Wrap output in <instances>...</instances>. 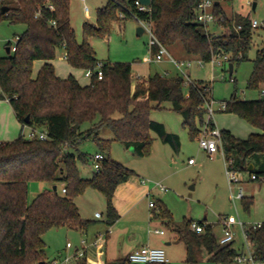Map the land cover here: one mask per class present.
<instances>
[{
    "label": "trees",
    "instance_id": "1",
    "mask_svg": "<svg viewBox=\"0 0 264 264\" xmlns=\"http://www.w3.org/2000/svg\"><path fill=\"white\" fill-rule=\"evenodd\" d=\"M201 0H152L149 10H140L136 0H108L98 12L97 23L86 21L83 41L77 39L72 24L71 0H0V23L25 24L17 49L0 56V100L7 99L22 125V132L12 141H0V264H46L45 234L52 229L86 230L93 221L84 219L75 198L88 189L98 190L106 197V222L112 226L120 214L114 197L118 187L135 174L133 169L111 158L106 151L111 140L100 132L108 128L114 139L143 157L153 143L150 131L176 150L181 148L179 135L170 133L164 124L153 121V108L162 109L164 102L183 118V126L192 137L200 136L206 109L203 95L212 93L211 83L194 80L188 86L182 76L167 77L159 73L134 84L132 65L127 62H103L104 77L93 76L82 85L74 75L58 76L53 61L57 51L64 48L69 64L76 69H95L101 61L89 41L109 35L114 22L138 17L152 21L156 35L168 48L181 46L188 58L198 57L211 62L218 54H228L230 63L249 59L252 49L251 19L239 15L228 17L221 1L216 0L214 12L221 17L216 23L226 30L220 34L207 31L197 21ZM7 7L8 10L4 11ZM55 22L56 24H53ZM241 27V28H239ZM12 41L7 47H12ZM44 61L34 75V62ZM249 88H262L264 83V47L257 51ZM230 71V68H229ZM152 102L157 105L153 106ZM227 112H233L257 129L247 138H240L229 129H222L224 156L228 168L248 171L254 180L264 181V97L243 100L237 90L227 101ZM30 117V122L26 118ZM88 124V129H83ZM26 126L42 127L47 140L29 139L23 134ZM85 139H93L105 155L100 172L90 178L82 176L78 163L89 157L78 150ZM74 149L75 151H72ZM49 182L55 191L38 194L29 201L30 182ZM67 192L59 191V185ZM249 210L252 197H243ZM163 218L178 232L187 245V261L198 264L202 256L216 264H233L239 255L234 243L222 245L206 219L203 233L191 229L193 220L182 227L174 226L173 218L161 206ZM248 239L255 252V261L264 262V222L261 227L248 229ZM83 264H86L85 262ZM118 264H125L124 261Z\"/></svg>",
    "mask_w": 264,
    "mask_h": 264
},
{
    "label": "rangeland",
    "instance_id": "2",
    "mask_svg": "<svg viewBox=\"0 0 264 264\" xmlns=\"http://www.w3.org/2000/svg\"><path fill=\"white\" fill-rule=\"evenodd\" d=\"M107 3L108 0H86L85 2L71 0L72 24L77 32L79 42H82L84 38V23L89 21L96 24L99 10L104 8ZM255 3L256 8H254ZM221 5L228 17H233L234 14L241 15L260 23V27L253 29L249 59L236 63L232 75L229 71V62L219 63L221 60L202 62L198 57H191L192 66L183 67L186 68L193 80L211 83L212 93L210 96L214 98L215 108L218 109L214 117L216 124L220 128L232 130L241 138H247L251 132L257 131V129L236 113L219 110V107L220 103L228 101L236 90L239 99L253 100L264 97L261 94L264 83L260 85L261 89L248 87V81L254 69L253 60L256 58L257 51L264 47V0H222ZM86 6L89 7V11H86ZM139 26V21L133 17L121 19L113 23L111 31L106 37L91 38L89 41L96 50L97 58L101 62L130 63L133 68L134 84L145 81L156 73L167 77L182 76L181 71L170 61L151 62L152 52L149 46L151 35L149 32L138 35L137 28ZM25 28V24L0 23V56L8 54L7 43L12 41V45L15 44L17 36L21 35ZM209 29L211 32H216L215 34L226 30L215 23L210 24ZM169 50L175 57L185 55L181 46L170 47ZM43 64L42 60L34 62V75L39 72ZM53 64L59 76H63V78H67L73 72L82 83H87L90 80L85 75L86 70L72 68L66 58L64 48L57 51ZM188 89L189 87L186 86V95H188ZM152 105L155 106L157 103L152 102ZM163 107L162 109L153 108L150 118L164 124L168 132L179 135L181 140L179 150H176L171 144L164 143L159 135L151 130L153 143L147 154L141 157L132 148H127L122 142L114 139L110 129L103 128L100 132L102 138L111 140V146L106 151L111 158L135 171L128 181H134L137 184V179L141 177L149 180L152 187L155 182H161L169 188L168 192L156 190L149 199L147 198L146 202L140 203L141 208L148 206V202L151 200L157 203V207L151 211L152 214L155 213V216L152 215V221L144 225L145 231L149 233V230L154 231L158 228L167 232V241L172 242L171 245H165L170 264H193L186 259V245L183 242L175 243L169 239L175 230L172 225H168V220L162 217L161 206H165L172 215L174 226L182 227L186 220L203 221L206 219L207 224L213 227L218 238L223 236L222 219L226 217L232 223L235 246L240 248L244 245V254H246L248 246L241 223H244L246 228H250L255 223L264 222V181L252 179L248 171L240 172V182L231 181L227 173L224 150L220 149L212 156L205 154L200 147L199 137H192L189 129L183 126L184 118L172 108L171 102H164ZM9 109H13L10 102L7 99L0 100V135L5 131L6 123L10 120L4 117ZM12 115L14 119L11 117L10 126L15 124L18 128L17 134H19L21 125L17 117ZM88 127L89 125L86 124L83 129H88ZM37 129L43 128L37 127ZM30 130L31 128L27 127L23 133L27 134ZM78 150L86 153L89 157L87 163L79 162L78 166L82 176L90 178L96 171L93 156L100 151V148L93 139H85L78 145ZM191 158L195 160L194 164L189 163ZM52 188L53 185L49 182H30L29 201L32 202L38 194L50 191ZM241 188H243L245 197L253 198V204L249 210L244 208L242 198H235ZM61 189L62 184L59 185L60 192ZM89 191L87 194H82L83 196L80 195V198L77 197L84 214H88V212L93 214L95 210L105 212L107 201L104 194L94 189ZM90 195L93 196L90 197ZM101 220L98 223H102ZM106 226L110 225L106 224ZM142 230L144 231L141 227ZM157 235L153 234L152 236L157 237ZM81 238L87 237L81 236L79 233L68 232L65 228L48 231L44 236L47 244V259L53 260L63 249L65 254H74L75 248H66L67 243L72 242L76 247ZM254 263L252 260L233 262V264ZM46 264L51 263L47 260ZM198 264L216 263L204 259Z\"/></svg>",
    "mask_w": 264,
    "mask_h": 264
},
{
    "label": "built area",
    "instance_id": "3",
    "mask_svg": "<svg viewBox=\"0 0 264 264\" xmlns=\"http://www.w3.org/2000/svg\"><path fill=\"white\" fill-rule=\"evenodd\" d=\"M86 1V0H81ZM136 5L139 7L140 10L146 11L149 10L150 6L143 5L140 0H136ZM216 5V0H201L198 7H197V21L202 23L207 31H210L209 25L212 23H217L218 20L221 18L217 17L214 12V8ZM86 11H89V7L86 6ZM120 18L124 19L125 14L120 13ZM134 18L139 21L140 26L144 28V33L149 32L151 35V40L149 42V46L152 52L151 62H160V61H170L177 66V68L181 71L182 76L186 81V85L190 86L194 84V80L189 76L186 71V68L183 66H192L193 62L192 59H178L176 58L169 50V48L164 45L158 36L156 35L154 23L148 20H142L138 17ZM252 27L258 28L260 27V23L257 20H251ZM53 24H56L53 22ZM241 28V27H239ZM19 40V36H17V41ZM17 41L11 47V51H15L17 49ZM219 61L222 62H229L230 63V56L228 54H218L217 56L213 57V62ZM203 62V61H202ZM104 64L103 62L99 63L95 69H87L85 72L86 77L93 78V76H97V79L101 80L104 77ZM233 80V79H232ZM261 94L264 96V88L261 89ZM205 101V109L206 115L203 124L200 126V136H199V143L201 149H203L205 154L210 156L216 154L220 149H223V140H222V130L215 122V113L218 109L215 108V100L210 93L207 95H203ZM227 109V101H223L220 103L219 110H226ZM30 127L31 130L29 133L24 134L29 139L38 138L40 140H47L49 138L48 132L44 129H37V127L26 126L25 128ZM24 128V129H25ZM224 150V149H223ZM94 167L96 172H100L102 169V161L105 159V155L101 152L96 153L94 156ZM190 164H194L195 160L190 159ZM227 173L231 181L240 182V173L230 170L228 168L229 163H227ZM149 180L143 179V183H148ZM154 188H158L163 192H168L169 188L163 185L161 182H155ZM62 192L66 193L67 189L64 187L62 188ZM243 188H241L240 193L235 198H243ZM150 207L156 208L157 203L153 200L150 201ZM96 217L101 218L102 213L97 212ZM222 223L224 225V232L223 236L219 239L220 244L227 245L234 241V232L232 230V223L225 217L222 219ZM243 226V233L246 238L248 252L246 254L242 253L235 257L234 261L236 262H245L247 260H252L254 264H264L262 261H255L254 256L255 252L252 247L250 240L248 239V229L246 228L244 223H241ZM262 223H255L252 225L254 228L261 227ZM191 229L197 233H203L205 230V225L201 224L199 221H192ZM157 233L165 234L164 230H156ZM106 233L99 234L98 237L94 240V242L89 243L86 238H83L80 242V246L75 247L72 242L67 243V248L72 249L75 248L74 254H64L59 258L53 260L51 264H83L86 258V252L88 246L91 245H99L106 239ZM129 263L135 264H169L170 259L168 258L167 252L163 247H152V246H142L135 249L131 252L128 256Z\"/></svg>",
    "mask_w": 264,
    "mask_h": 264
},
{
    "label": "crops",
    "instance_id": "4",
    "mask_svg": "<svg viewBox=\"0 0 264 264\" xmlns=\"http://www.w3.org/2000/svg\"><path fill=\"white\" fill-rule=\"evenodd\" d=\"M212 33L215 34L216 32H212ZM176 51H178V49H176ZM176 58H178V59H191L185 55H181V56L176 57ZM73 69H76V68H73ZM56 72H57V70H56ZM70 74L74 75L73 72H71ZM58 76H59V74H58ZM60 77L63 78V76H60ZM80 83L82 85H88L90 83V80L87 83H82L81 81H80ZM11 110L13 111V113ZM12 114H14V116L16 117L13 109H9V111L7 110L6 114H4V117H7L11 121L9 120V122L6 123L5 131L0 135V141H4V142L12 141V140L16 139L17 137H19V135L22 132V125L20 122L19 123L21 125V132L19 134H17L18 128L15 124H13L12 127L10 126L11 125L10 122H12V119H14ZM11 117H12V119H11ZM222 129H225V128H221V130ZM253 132H256V130H254ZM233 134L235 136H237L234 132H233ZM237 137H239V136H237ZM143 179H146V178L140 177V179H137V184H135L134 181H128V182L121 184L118 187V189L116 191V195L114 197V203H115L117 211L120 214V218L112 226H109V227L106 226V224H107V222H106L107 205L105 208V212L101 211L102 217L98 218V217H96V213L98 212V210H95L93 214H92V212H88V214H84V210H82V208L79 204V200H78L81 196H78L79 198H77V197L75 198V202L77 203L78 207L80 208V212H81L82 217L84 219H88V220L93 221V223L86 230L66 229V228L65 229L68 230V232L79 233V234H81V236H86L87 237L86 239L88 240L89 243L94 242V240L98 237L99 234H102V233L107 234L106 239L101 244L88 246L87 252H86V258H85L86 264H118L122 261H124L125 264H133V263H129L128 256L135 249L142 247V246H152V247H163V248H165V245H171L172 244L171 241H167L168 240L167 239L168 238L167 232L163 235L160 233H157L156 230H158V228H156L154 231L149 230V233H147L145 231L144 225L148 224L152 221V218H153L152 215L155 216V213L152 214L151 211H152V209H155V208L150 207V205H149L150 201L148 202V206H146L144 208H141L140 203L146 202L147 198L149 199L151 197V195H153L156 190H159V191H161V190L158 188H154V186L152 187L149 184V182L143 183ZM89 190L90 189H88L84 194H87V192H90ZM89 194H93V193H89ZM91 196H93V195H90V197ZM94 196L97 197L96 195H94ZM100 219H102L101 220L102 223H98L100 221ZM141 227L144 229V231L143 230L141 231ZM57 230H59V229H57ZM153 234H158V235H157V237H154V236H152ZM82 239L83 238H81V240ZM169 239L174 241L175 243L176 242L177 243L183 242L186 245V243L184 241H181L179 239V235H178V232L176 230L173 232L172 236H169ZM81 240H80V242H81ZM80 242H79L78 246H80ZM233 243H234V247L237 249L239 254L244 253V249H243L244 245L240 248L236 247L235 246V238H234ZM78 246H76V247H78ZM63 250L59 251L58 256L55 257L53 260L64 255L65 250L64 251ZM186 253H187V245H186ZM208 258H209L208 256L203 255L201 261L204 259H208ZM186 259H187V255H186ZM47 260L49 263H51L53 261L51 259H47ZM170 263H171V261H170Z\"/></svg>",
    "mask_w": 264,
    "mask_h": 264
},
{
    "label": "water",
    "instance_id": "5",
    "mask_svg": "<svg viewBox=\"0 0 264 264\" xmlns=\"http://www.w3.org/2000/svg\"><path fill=\"white\" fill-rule=\"evenodd\" d=\"M140 2H141L143 5H146V6H151V4H152V0H140ZM216 4H218V2H217ZM254 8H256V3L254 4ZM7 10H8V8L5 7V8H4V11H7ZM143 33H144V28H143L142 26H139V27L137 28V34H138V35H142ZM7 53H8V54L11 53V48H10V47H7ZM233 67H234L233 63H230V64H229V68H230V74H231V75H232V72H233ZM26 122H27V123L30 122V117H29V116L26 118ZM253 169H254V165L251 164V165L249 166V168H248V171L251 172ZM53 189H54L55 191H57L58 187L55 185V186H53Z\"/></svg>",
    "mask_w": 264,
    "mask_h": 264
}]
</instances>
